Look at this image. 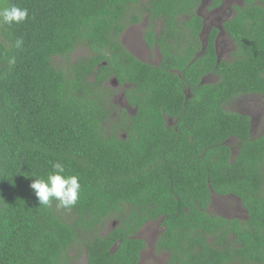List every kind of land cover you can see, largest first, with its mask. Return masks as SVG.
Listing matches in <instances>:
<instances>
[{
	"label": "trees",
	"instance_id": "16d2710c",
	"mask_svg": "<svg viewBox=\"0 0 264 264\" xmlns=\"http://www.w3.org/2000/svg\"><path fill=\"white\" fill-rule=\"evenodd\" d=\"M199 3L0 0V10H28L20 24L0 22V264L84 256L87 264H136L144 246L136 233L160 216L156 246L180 264H264V133L252 134L250 117L224 106L264 94V0H244L224 21L237 46L229 60L217 59L214 27L202 47ZM176 13L188 17L182 30L173 28ZM144 14L149 46L152 20L165 19L158 65L121 40ZM79 49L82 56L57 63ZM207 72L220 81L200 83ZM111 76L129 83L133 113L110 102L103 82ZM57 162L79 177L70 209L39 205L30 187ZM213 194L237 196L247 217L208 211Z\"/></svg>",
	"mask_w": 264,
	"mask_h": 264
},
{
	"label": "flooded vegetation",
	"instance_id": "af4514ba",
	"mask_svg": "<svg viewBox=\"0 0 264 264\" xmlns=\"http://www.w3.org/2000/svg\"><path fill=\"white\" fill-rule=\"evenodd\" d=\"M243 1L241 2V5L243 4ZM202 2L203 0H200L199 5L194 8V11L197 15H199L202 18V26H201V30H200V38L202 41V47L204 48L207 42V38L210 35V33H212V28L214 27V29H216V33L214 36V50L217 56L218 60H223V58L220 57L219 55V49H218V37L220 34H223L225 39L227 40L226 42H224V45L227 46L226 51H228L229 54V59H231L232 53L233 51L236 49V44L234 42V40L230 37V35L228 34V32L226 31V29L223 27V23L224 21L228 20L229 18L233 17L235 14V7L234 6H241V5H232V6H226L227 2L226 0H221V2L219 4H214V0H208L207 5L204 7V10L202 9ZM228 7V11L230 10V8H232L234 11H230L229 15L227 18L221 20V16L218 14L216 17H208V14L211 12H224V8ZM220 9V10H219ZM219 10V11H218ZM233 12V13H231ZM175 20L176 22L174 23L173 27L174 29H179L182 30V23L180 22L181 18L184 19H188V17L184 14H179L176 13L175 14ZM211 21H208L210 20ZM147 20H148V16L147 14H144L142 21H146L145 23V28L148 26L147 25ZM221 20V21H220ZM153 27L151 26V28L153 29L154 34L156 33L155 37H154V41L152 43V46H149V44L143 39V32L145 30V28H143L142 31V39L144 41V44L150 49V50H154V52L157 53L158 57L156 60V62H152V61H147L149 63H154L155 65H158L160 63V60L162 58L161 55V51L158 48V36H161L162 33V28L165 27L164 24L165 23V19L164 18H154L153 20ZM215 21H220V24L218 26H215L214 24H212ZM139 23H132L134 25L140 24ZM165 44H172L175 42V40H171V39H167L164 40ZM171 47V46H170ZM174 47V46H172ZM171 50H173V48H171ZM136 56V55H135ZM137 57V56H136ZM138 58V57H137ZM140 60H143L141 58H139ZM229 59H225V60H229ZM146 61V60H143ZM220 81V76L214 72H207L205 73L203 76H201V82L200 83H204V84H209V83H218ZM103 85L106 86L108 94L110 95V102L114 103L115 106H120L125 108L128 112L133 113V110L130 105L128 104L127 100L125 99V88L129 87V83L128 82H119V80H117L116 77L111 76L110 78L104 80ZM189 96V94H188ZM245 96H251V97H258V96H264V94H260L257 92H249V93H245V94H239L235 97H233V99L237 98V97H245ZM231 99V100H233ZM231 102V101H230ZM227 103L225 106V108L228 111H233V110H229L227 108V106L230 104ZM233 109V108H232ZM235 112L238 113H242V114H247L250 117V132L253 134L254 129H257V125L254 124L255 120L258 119L254 118V116H252L249 113H245L242 111H237L234 109ZM112 115H116L115 110L113 109L112 111ZM166 121L168 125L173 124V121L170 117H166ZM264 127V125H263ZM226 142L228 143V145H231V147H233V152L234 150L236 151V137L235 135H231L226 139ZM226 195H215L213 194L211 196V200L213 197H223ZM227 196H235L233 194H228ZM237 197V196H236ZM238 198V197H237ZM239 199V198H238ZM240 201V199H239ZM211 203V202H210ZM210 205V204H209ZM242 206V205H241ZM209 207V206H208ZM243 211L246 213L244 207L242 206ZM231 217H238V216H231ZM162 218L163 216H160L158 219L156 220H145L144 223L142 224V226L139 228V231L136 233V236L139 237L140 239L144 240V246L140 249L139 251V259L137 261L136 264H142L143 261H145L147 259H151V261H155V264H180L179 259L175 258V260H172V254L170 251H167L163 248H161V245H157L156 246V240L157 238H159L161 236V233L163 232V230L165 229V225H163L162 222ZM240 218V217H238ZM110 224L113 226H115L117 224V220L116 219H111ZM150 236V237H149ZM84 259L85 264H87L86 262V258L85 256L82 257Z\"/></svg>",
	"mask_w": 264,
	"mask_h": 264
},
{
	"label": "rangeland",
	"instance_id": "374dc122",
	"mask_svg": "<svg viewBox=\"0 0 264 264\" xmlns=\"http://www.w3.org/2000/svg\"><path fill=\"white\" fill-rule=\"evenodd\" d=\"M208 0H203L202 2V9L204 10V7L207 5ZM227 4L226 6H232L234 4L241 5L242 0H226ZM220 10V9H219ZM218 10V11H219ZM230 11H234L232 8L228 11V7L224 8V12H211L208 14V17H216L218 14L221 16V20L228 17ZM233 13V12H231ZM216 15V16H215ZM230 16V15H229ZM220 20V21H221ZM208 21H211L208 20ZM220 21H215L212 24L215 26H218L220 24ZM146 21L140 22V24L134 25L130 24L128 25L122 36L121 40L124 46L134 55H136L138 58H141L146 61H152L156 62L157 53L154 52V50H150L145 44L142 39V31L143 28H145ZM227 40L225 39L223 34H220L218 37V51L219 55L223 59H229L228 51H226L227 46L224 45V42ZM83 49L76 50L71 56H69L66 59L63 58H56L57 63L65 65L66 62L71 61L72 57L75 55V57L82 56L83 54H80L79 52ZM89 54V52L87 53ZM229 110H237L242 111L245 113H249L254 118L258 119L255 120L254 124L257 125V129H254L253 134L258 135L261 133H264V96H258V97H251V96H245V97H237L233 100H231L230 104L227 106ZM233 108V109H232ZM235 152V150H234ZM208 211L219 214L221 216L231 217V216H238L240 218H246L247 214L243 211V208L241 206V203L239 199L236 196H223V197H213L211 200V203L208 207ZM150 237V236H149ZM146 260L142 262V264H155V261H151L150 257L149 259L145 258ZM72 264H85L84 259H76Z\"/></svg>",
	"mask_w": 264,
	"mask_h": 264
},
{
	"label": "clouds",
	"instance_id": "9594fccd",
	"mask_svg": "<svg viewBox=\"0 0 264 264\" xmlns=\"http://www.w3.org/2000/svg\"><path fill=\"white\" fill-rule=\"evenodd\" d=\"M28 17V10L11 5L0 10V22L8 25L20 24ZM20 41L17 42L19 46ZM54 171L49 173L46 179H34L30 187L34 190L39 205L48 207L53 200L57 201V207H73L80 193L81 185L77 175H64V166L57 162L53 164Z\"/></svg>",
	"mask_w": 264,
	"mask_h": 264
}]
</instances>
